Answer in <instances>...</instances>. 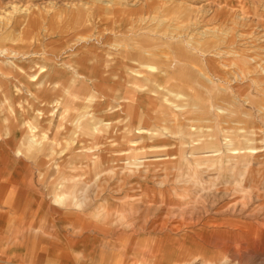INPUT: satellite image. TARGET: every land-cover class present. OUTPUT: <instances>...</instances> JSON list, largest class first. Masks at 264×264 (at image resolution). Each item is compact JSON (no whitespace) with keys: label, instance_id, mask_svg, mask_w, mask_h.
Returning a JSON list of instances; mask_svg holds the SVG:
<instances>
[{"label":"rangeland","instance_id":"1","mask_svg":"<svg viewBox=\"0 0 264 264\" xmlns=\"http://www.w3.org/2000/svg\"><path fill=\"white\" fill-rule=\"evenodd\" d=\"M22 1L0 0V50L8 52L0 56V91L4 92L0 94V102L11 87L20 92L9 96L0 106V128L5 131V127H10L9 134L18 133L20 122L33 119L39 114L37 107L47 103V98L30 93L34 86L35 90L43 86L46 67L40 63L42 60L57 68L61 62L69 64L70 60H74L70 64L77 65L80 62L75 60L79 58L91 60L88 63L92 64L95 57L105 63L104 70L113 74L129 73V67L120 68L118 60L141 56L148 61H159V66L171 61L190 84L187 89L179 84L182 81L177 76H160L143 81L152 91L133 94L126 91L128 85L118 76L98 83V93L106 94L99 100L106 103L109 99L111 105L93 111L96 115H120L122 121L117 122V130L111 133L117 139L114 148L106 151L108 144L95 146V158L84 156L87 152L84 149H74L79 145L76 141L66 142L72 136L73 119L82 111L84 100L65 96L59 117L57 112L45 110L42 114L47 118L38 121L35 134L47 133V138L60 143L52 147L46 140L29 152L32 158L24 160L34 183L35 197L41 200L44 212L49 206L65 208L68 223L74 221L69 213L77 211L83 223L92 221L95 225L108 226L116 235L109 248L114 246L111 251L123 264H183L170 263L168 253L162 261L153 263L152 253L159 246L162 250L169 247L173 252L186 251L189 258L186 264L257 263L253 253L246 252L245 248L250 246L244 243V234L249 229L246 224L264 214V0ZM12 2L27 6L32 12L26 17L28 13L13 10ZM88 44L93 46L88 48ZM39 69L42 71L38 74ZM28 79L35 81L34 84ZM192 81L203 82L204 86H199L201 91H206L208 86L214 96L224 98L225 111L234 114L224 120L218 116L219 124L211 117L197 120L203 132L228 127L258 139V157L249 162L243 159L241 181L243 190L252 192L258 186L257 197L253 193L248 198L237 193L232 183L224 188L223 176L216 169L206 172L210 164L206 160L210 157L204 155L208 153L184 158L181 152L190 148L178 136L146 140L143 146L147 147L135 152L153 157L148 161L118 155L119 150L131 145L119 140L125 134V127L129 122L136 125L131 123V108L126 98L135 99L132 105L141 111L151 109L155 114L166 105L164 98L180 104L187 102L185 110L192 111L189 116L194 117L199 108H193L191 102L208 100L207 95L200 93L193 96L195 99L190 98V90L196 85ZM92 84L84 81L72 85L87 95L93 92ZM181 121L176 123H185ZM156 124L169 123L157 121ZM218 139V143L222 141V137ZM186 140H190L189 136ZM64 146L68 161L55 166L54 153ZM23 147L19 142L0 140V168L10 166L17 149L25 150ZM214 148L210 146L206 150ZM166 155L172 156L165 158ZM131 163L139 168H127ZM113 166L112 173L103 171ZM60 172L63 178L59 177ZM56 194L63 198L58 206L54 203ZM125 204H129L126 210ZM120 234L126 236L119 240ZM135 248L146 252L144 258Z\"/></svg>","mask_w":264,"mask_h":264},{"label":"crops","instance_id":"2","mask_svg":"<svg viewBox=\"0 0 264 264\" xmlns=\"http://www.w3.org/2000/svg\"><path fill=\"white\" fill-rule=\"evenodd\" d=\"M90 45L91 44L87 45L88 48ZM99 48L100 47L97 46V52L100 50ZM82 59L83 58L75 60L76 63L80 62L77 65L70 64L71 61L74 60H70L69 64L67 61L63 64L61 62V64H58L57 68L54 66L52 67L51 63L48 61H40V63H44L46 67V71H44L43 74L44 83L42 88L38 89V87L36 90L33 85L34 90H30V93L37 97L47 98L46 105L37 107L39 114L33 119L26 118L22 120L19 124L20 131L18 133L12 131L10 135V127H5V131L0 128V140L4 142H19L22 146L24 145L23 148H26L25 150L18 148L14 162H10V166H2L0 168V264H123L119 262L117 255L114 252L112 253L111 249L113 250L114 246L111 249L109 248V245H113L110 244V241L114 240L116 235L113 234L114 232L110 230L108 226L103 224L95 225L92 221L87 223L84 222L86 224L84 225L82 222L83 217L81 214L79 215L77 211L69 213V216H71L74 221L68 223L66 219L68 213L65 208L58 209L57 207L51 208L49 206L47 207V212H44L41 200H37L35 197V189H33L34 183L30 178V171H28V165L25 164L24 160L32 158L33 156H30L29 152L33 151L35 148H39L38 145L44 141L49 140L52 147L60 142L49 136L47 138V133H42L37 136L35 134V128H37L38 121L47 118L42 114L45 113V110L46 112H57L58 114L56 117L62 115L63 111L60 110V104L65 96H71L76 100H84L81 106L82 111L73 119L75 128L71 130L72 136L66 139V142L71 143L76 141L79 145L74 146V149H84V152L87 151L84 156L89 155L91 158H95L96 152L93 151L95 146H105L108 144L106 151L110 150V148H114L112 146L117 142V139L115 136L111 135V133L117 130L115 127L117 122L122 121L120 115L114 116V114L109 113L96 115L93 111V109L102 105H107V107L111 105L109 99H107L108 101L106 103L99 100L101 97H106V94L104 95L103 91L102 93H98L99 91L96 89L98 83H101V81L107 82L114 76H118L128 85V88L125 85L126 91H133V94L143 92L149 93L152 90L146 87L143 81L155 80L160 76H177L182 81V84H179L187 89L190 87V84L186 78L180 76L178 67L173 65L171 61H169L170 63L168 62L159 66L157 64L159 61H148L141 56H138L136 59H120L121 61H117L120 63L118 66L120 68L129 67V73L128 71H126V73L116 71L112 74V71L104 70L103 68L105 67L102 68L105 63L99 62L98 58L95 60L94 57L92 64L88 63L91 60L87 59V61H85ZM110 67L111 65H108V68ZM28 81L32 84L35 82L29 79ZM84 81L94 83L92 84L94 86L91 90L93 92L89 94L86 93L87 95L75 90L72 85L75 82ZM190 83L196 84L193 89L191 88L190 90L191 93H189V96L191 99H195L193 96L198 95L196 93H200L207 95L208 100L207 103H195L194 100L191 102L193 108H199L197 116L194 117L189 116L193 114L192 111L185 110L188 104L187 102L180 104L171 99L164 98L166 105L161 108L159 113L155 114L153 111H150L151 109L141 111L132 105L133 103L135 104V99H131L130 97L126 98L129 100L127 104L128 108H131L129 110V114L132 116L131 123L136 125L133 126V124L129 122L125 127V134H123L119 140L122 139L126 144L131 145L126 150H119L118 152L120 154L118 155H130L139 162L148 161L153 157L139 155L135 152L139 148L147 147L143 146L146 140L162 136L165 138L178 136L181 138L183 145L190 148L188 151L181 152L184 158H195L200 154L208 153L204 155L210 157L206 160L210 162L206 167V172L216 169L217 173L223 176L224 188L227 187L226 185L232 183L235 185L234 189L237 193L243 196L246 195L247 198L250 196V193H253L257 197L259 193L258 186H256V189L254 188L252 192H250L249 189L243 190L244 185L241 181L244 169L243 159L247 158L249 162L250 159L251 161L255 159L253 157H258V155H256L259 149V142L256 141L258 139L254 138L253 140L248 136L240 134L239 130L228 127L217 128L207 133L203 132L202 127L197 124V120L204 117H211L212 120H215V123L219 124L217 120L219 117L224 120L231 118L234 114L232 111L230 113L225 111L226 105L224 98L214 96L208 89V86H206V91H201L199 86H204L203 82L192 81ZM107 88L109 89V87ZM196 88L200 91L198 90V92ZM13 90L14 87H11L10 93H8V91L5 92L8 96H6V94L5 97L3 96L4 99L0 102V106L8 100L9 96L19 92V89H16V91ZM3 93L4 92L0 94ZM176 94L180 97L183 96V93ZM223 96L225 97L224 93ZM74 103L76 104V102ZM157 121H162L163 123L167 122L169 124L158 125L156 124ZM177 121L185 123L177 124ZM220 134L221 136H219ZM188 136L190 138L189 141L186 140ZM52 137L55 136L52 135ZM218 137H222V141L219 143L217 142ZM53 141L55 143H52ZM136 143L139 145H135ZM65 146L62 149L56 150L54 153L55 155L52 158V162L55 163V166L64 165L68 161V155L64 154ZM210 146H215L216 148L206 150V148ZM112 152L114 153V150H112ZM72 153L71 151L70 154ZM78 156L79 155H69V157L72 158H79ZM171 156L172 155H166L165 158ZM257 159L258 158H256V160ZM144 166L147 167L148 165L144 164ZM114 167L115 166L107 167L103 171L105 173H112ZM131 167L139 168V165L131 163L127 166V168ZM250 167H253L252 162L250 163ZM59 175V177L63 178L62 172H60ZM62 199L63 198L60 197L59 194H56L54 197L56 206L60 204ZM54 203L52 205H54ZM259 205L260 204L257 206ZM128 206L129 204H125L124 209L126 210ZM105 224H107V222H105ZM246 225L249 229L245 231L244 243L250 246V248H245L246 252L250 251L253 253V259L257 262L255 264H264V257H262V255H264V214L259 220H255L253 223ZM118 236L120 238L117 237V239L121 240L126 235L120 234ZM84 244H89V246H84ZM101 244L108 245L107 249L100 246ZM135 249L137 250L136 253H140L139 255H142V258H144L143 255H146V252L141 248ZM169 249L168 247L166 250H162L159 246L158 251L154 250L152 253L153 263L158 260L162 261V257H166L167 253L170 256V263L180 261L186 264L189 260L186 251L173 252ZM161 263L162 262H160V264ZM124 264L129 263L126 262Z\"/></svg>","mask_w":264,"mask_h":264},{"label":"bare ground","instance_id":"3","mask_svg":"<svg viewBox=\"0 0 264 264\" xmlns=\"http://www.w3.org/2000/svg\"><path fill=\"white\" fill-rule=\"evenodd\" d=\"M18 1V0H17ZM27 1V0H26ZM21 2H23L22 0H21ZM12 3H15V2H12ZM26 3V2H25ZM24 3V4H25ZM29 4V3H28ZM133 4H134V2H133ZM12 7H13V10L14 11H19L20 13H24V14H27V16L26 17H28L29 16V14L32 12V10H30L29 11V8L27 7V6H23V5H19V4H17V3H15V4H12ZM1 18V17H0ZM24 18H25V16H24ZM29 21H30V19H28ZM251 42V41H250ZM0 56H5V54H7L8 52H7V50L5 49V50H0ZM10 61V60H9ZM38 71V74L42 71V70H37ZM34 76V75H33ZM58 103V102H57Z\"/></svg>","mask_w":264,"mask_h":264}]
</instances>
